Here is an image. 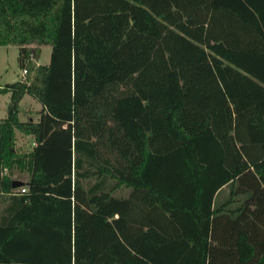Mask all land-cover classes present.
Here are the masks:
<instances>
[{
  "label": "trees",
  "instance_id": "16d2710c",
  "mask_svg": "<svg viewBox=\"0 0 264 264\" xmlns=\"http://www.w3.org/2000/svg\"><path fill=\"white\" fill-rule=\"evenodd\" d=\"M9 44L4 221L49 193L74 225L2 224L0 264H264V0H0Z\"/></svg>",
  "mask_w": 264,
  "mask_h": 264
},
{
  "label": "crops",
  "instance_id": "0c3cea01",
  "mask_svg": "<svg viewBox=\"0 0 264 264\" xmlns=\"http://www.w3.org/2000/svg\"><path fill=\"white\" fill-rule=\"evenodd\" d=\"M25 136L32 139L30 135ZM2 200L3 198H0V226L2 224L11 226L22 224L29 228L34 224H47L57 229L73 230V199L71 196L60 197L49 193L36 194L31 207L17 208L5 221L2 209L5 202Z\"/></svg>",
  "mask_w": 264,
  "mask_h": 264
},
{
  "label": "rangeland",
  "instance_id": "374dc122",
  "mask_svg": "<svg viewBox=\"0 0 264 264\" xmlns=\"http://www.w3.org/2000/svg\"><path fill=\"white\" fill-rule=\"evenodd\" d=\"M51 48L48 45L41 47V52L38 61L40 63H48ZM23 71L18 63V46L17 45H0V86L15 80L23 78ZM25 76V75H24ZM9 99V92L0 93V117L5 116L7 112V103ZM40 104L30 95L24 94L20 101V111L18 116L20 119H26L29 115L36 119V110ZM33 140L29 137L17 132L16 143L19 150L27 151L33 146ZM15 176L24 177V174L14 173ZM125 193L128 190H116L115 194Z\"/></svg>",
  "mask_w": 264,
  "mask_h": 264
},
{
  "label": "water",
  "instance_id": "95a60500",
  "mask_svg": "<svg viewBox=\"0 0 264 264\" xmlns=\"http://www.w3.org/2000/svg\"><path fill=\"white\" fill-rule=\"evenodd\" d=\"M21 183H22V182L19 181V180H14L13 183H12V185H13V186L21 185Z\"/></svg>",
  "mask_w": 264,
  "mask_h": 264
},
{
  "label": "built area",
  "instance_id": "2783aa9c",
  "mask_svg": "<svg viewBox=\"0 0 264 264\" xmlns=\"http://www.w3.org/2000/svg\"><path fill=\"white\" fill-rule=\"evenodd\" d=\"M23 72H25V70H23ZM22 191L24 190V188L21 189Z\"/></svg>",
  "mask_w": 264,
  "mask_h": 264
}]
</instances>
